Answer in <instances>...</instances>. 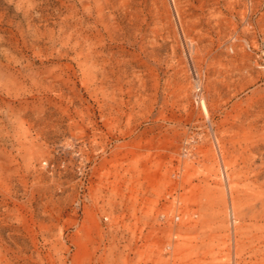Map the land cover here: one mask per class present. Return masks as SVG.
<instances>
[{"label":"rangeland","instance_id":"rangeland-1","mask_svg":"<svg viewBox=\"0 0 264 264\" xmlns=\"http://www.w3.org/2000/svg\"><path fill=\"white\" fill-rule=\"evenodd\" d=\"M263 60L264 0H0V264H264Z\"/></svg>","mask_w":264,"mask_h":264},{"label":"built area","instance_id":"built-area-1","mask_svg":"<svg viewBox=\"0 0 264 264\" xmlns=\"http://www.w3.org/2000/svg\"><path fill=\"white\" fill-rule=\"evenodd\" d=\"M260 69L264 71V60L262 61V65L260 66ZM194 101L196 104H198L201 107L202 97H201V90L199 87H197L194 91Z\"/></svg>","mask_w":264,"mask_h":264},{"label":"bare ground","instance_id":"bare-ground-1","mask_svg":"<svg viewBox=\"0 0 264 264\" xmlns=\"http://www.w3.org/2000/svg\"><path fill=\"white\" fill-rule=\"evenodd\" d=\"M201 107H202V104H201Z\"/></svg>","mask_w":264,"mask_h":264}]
</instances>
